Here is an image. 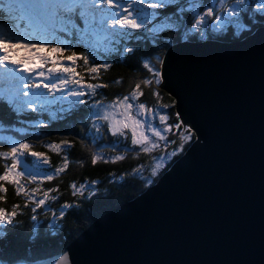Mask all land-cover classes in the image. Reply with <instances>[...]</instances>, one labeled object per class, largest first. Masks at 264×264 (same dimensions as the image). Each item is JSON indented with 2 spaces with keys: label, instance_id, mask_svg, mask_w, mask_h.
<instances>
[{
  "label": "water",
  "instance_id": "1",
  "mask_svg": "<svg viewBox=\"0 0 264 264\" xmlns=\"http://www.w3.org/2000/svg\"><path fill=\"white\" fill-rule=\"evenodd\" d=\"M161 71L195 141L65 249L75 264H264V30L177 43Z\"/></svg>",
  "mask_w": 264,
  "mask_h": 264
},
{
  "label": "snow or ice",
  "instance_id": "2",
  "mask_svg": "<svg viewBox=\"0 0 264 264\" xmlns=\"http://www.w3.org/2000/svg\"><path fill=\"white\" fill-rule=\"evenodd\" d=\"M168 5L176 7L171 12L165 11ZM0 11L5 13L7 20L14 22L7 28L0 23V76L6 84L2 94L7 104L14 106L17 111L28 107L35 112L36 104L44 108L46 104L57 102L55 97L51 101L46 97L42 98V94L37 93L36 89H44L49 95L59 92L62 98L66 93L74 104L88 106V100L84 98L97 95V90L106 88L107 85L86 82L76 71L77 61L83 62L89 81L99 80L100 70L107 71L111 67L107 61L97 62L95 53L101 46L106 48L111 44H120L124 52L135 55L138 49L129 46V41L145 39L155 45L156 36L144 34L157 33L160 26L175 27L180 30L188 23L185 15L187 9L183 0H0ZM193 12H195L194 7ZM20 21H24L25 28H21ZM257 23L264 30V0H235V3L229 6H225L221 0L219 10L205 6L202 13L195 12L190 30L199 31L203 35L209 26L213 30L221 26H234L238 30L248 26V30L251 31ZM148 25L152 27H147ZM27 28H31V31H27ZM141 30L144 34H137ZM77 47H82L83 50L78 53L74 50ZM21 52L24 55H19ZM65 52L70 54L65 55ZM156 63H161L159 58ZM143 68L151 78H144L135 83L130 94L122 98H115L107 104L101 100L95 101L91 105L94 111L89 120L97 134L102 132L104 125L106 132L113 137L124 136L127 130L131 133V144L148 154L155 150L158 144L153 142L146 132L157 141L167 142L163 133H169L170 127L166 124L169 118L167 115L154 112L142 102H136L143 94L142 85L152 88L162 83L161 71L150 60L143 63ZM17 73L25 75L17 76ZM33 74L36 82L32 81ZM21 85L23 89L32 91H23ZM30 96L34 99H23ZM152 96L159 99L157 91H153ZM175 103L173 101V104ZM160 107L167 106L160 105ZM4 115L5 113H0V118ZM156 116L159 124L163 126L162 129L154 127L151 122V118ZM174 127L179 129L180 125ZM179 135L181 144L170 153L171 156H175L183 149L184 142L192 135V128H186ZM81 146H84L83 143ZM44 147L52 153L59 154L70 149L72 144L69 140L63 139L59 143H49ZM26 157L32 158L30 166L25 160ZM101 159L98 153H92L91 165L95 166ZM123 159V155H114L111 157V162L115 163ZM0 160L10 161L4 164V171L0 173V182L13 185L16 195H25L24 207H27L29 202L33 205L31 220L36 221L37 210L46 208L48 206L46 201L49 199L55 200L56 197H50L49 193L58 189L43 191V198L37 200L34 193L40 189H32L29 192L21 180L23 178L29 184L51 182L67 170L69 165L67 156L62 158V164L55 167L53 172L39 173L35 170L41 164L50 165L49 157L45 153L33 151L32 145L28 142H14L7 151H0ZM102 162L107 164L109 160L103 159ZM161 166L162 161L154 164L151 175L156 176ZM137 171L140 169H133V172ZM92 184L95 185L96 181L93 180ZM70 188L73 196L83 195L85 191L84 184L77 187L72 183ZM5 193L4 183H0V201L4 200ZM19 207L13 205L12 211L0 208V240L7 236V232L3 231L4 226L12 225L14 218L20 214L17 212ZM71 207L73 205L63 203L58 218L63 220L64 210ZM35 238L33 236L30 239L35 240ZM42 258L37 257L30 264H37ZM49 258L53 259L55 264H75L71 253L59 247L56 248L55 256ZM0 264L7 262L0 261Z\"/></svg>",
  "mask_w": 264,
  "mask_h": 264
},
{
  "label": "trees",
  "instance_id": "3",
  "mask_svg": "<svg viewBox=\"0 0 264 264\" xmlns=\"http://www.w3.org/2000/svg\"><path fill=\"white\" fill-rule=\"evenodd\" d=\"M223 2L225 6H229L233 5L235 0H223ZM183 4L185 9H187L185 15L188 18V23L180 30L175 27L160 26V30L154 34H144L143 30L137 33L155 35L157 38L155 45L150 40L145 39L129 41V46L138 49L135 55L124 52L120 44H111L106 48L101 46L95 53L97 62L103 63L107 61L111 67L107 71L100 70L99 80L89 81L83 62L77 61L76 71L80 76H83L86 82L104 83L107 87L98 89V94L93 97H85L84 99L88 100V106L71 103L69 106H65L70 108L66 111H61L60 117L56 118L53 123L49 124L45 121H40L39 124L36 123L35 129L26 133L23 141L30 143L33 151L45 153L50 159V165L41 164L35 171L39 173L53 172L55 167L62 164V158L65 155L69 160V165L65 172L55 177L51 182L29 184L22 178L21 183L26 186L29 192L32 189H40L34 193L37 200L43 198V191L52 188L58 189L49 193L50 197H56V199H49L46 201L48 205L46 208L37 210L36 221L31 220L33 215L31 208L33 205L29 202L28 206L24 207L25 195H16L13 185L0 182L4 183L6 188L5 198L0 201V208L12 211L13 205L20 206L17 209L20 214L14 218L13 224L3 228V231L7 232V236L0 240L1 260L10 264L18 260L32 262L37 257H43L39 260L41 261L55 256L57 247L65 249L68 244L102 215L135 199L148 188L155 185L163 174L193 144L196 135L192 131L190 139L184 142L183 149L178 151L175 156L170 155L181 144L179 133L188 127H185L180 120L175 108L176 105L173 104L175 100L160 85L152 88L142 85L141 91L143 94L136 101L137 103H144L146 107H151L154 112H159L169 117L166 124L170 127V131L169 133H163L167 142L157 141L149 133V138L156 142L158 147L148 154L143 153L139 147L131 144V133L127 130L124 136L113 137L106 132V125H104L102 132L97 134L95 129L91 127L89 120L91 113L94 111L91 105L95 101L101 100L107 104L115 98H122L130 94L135 83L144 78H151L147 70L143 68V63L146 60H150L156 68L161 70L163 57L173 44L182 41L202 42L205 40L232 43L244 40L260 27L259 23H257L249 31L248 26L239 30L234 26H221L213 30L209 26L204 31V34L201 35L199 31L193 32L190 30L192 17L195 12L202 13L205 6H211L219 10L221 0H183ZM175 7V5H168L165 11L171 12ZM193 7L195 12H193ZM2 13L0 11V14ZM249 15L251 18V14ZM173 20H175V17H173ZM19 23L25 27L24 21ZM147 27H152V25ZM28 31H31V28H28ZM74 50L79 53L83 49L82 47H77ZM68 54L70 52H65V55ZM157 58H159L161 63H156ZM116 81H119V83ZM153 91L159 93V99L152 96ZM160 105L167 107H160ZM10 107L12 105H8L1 94L0 113H5L3 118H0V129L2 130L8 124L10 125V119L14 115H18ZM58 109L56 108V110ZM30 112L35 113L33 111ZM40 113L38 112L37 115ZM151 122L154 127L162 129L163 126L159 124L158 116L151 118ZM177 124L180 125L179 129L174 127ZM17 127H19L17 134L20 135L19 132L23 131L22 126ZM63 139L69 140L72 147L66 151H61L59 154L52 153L44 147V145L49 143H59ZM82 143L83 147L81 146ZM8 147H10L8 141H5L0 134V151H7ZM92 153H98L102 158L95 166L91 165L90 157ZM114 155H123L124 159L112 163L111 157ZM103 159H108L109 163H103ZM25 160L30 166L32 158L26 157ZM161 161L162 166L157 170V175L152 176L153 165ZM5 163H10V161L0 160V173H3ZM134 168L140 169V171L133 172ZM93 180L96 181L95 185L92 184ZM72 183H75L77 187L80 184L85 185L83 195H72L70 188ZM65 202L73 205V207L64 210L65 218L60 220L58 218L59 212L61 205ZM33 236L36 237L35 240L30 239Z\"/></svg>",
  "mask_w": 264,
  "mask_h": 264
},
{
  "label": "rangeland",
  "instance_id": "4",
  "mask_svg": "<svg viewBox=\"0 0 264 264\" xmlns=\"http://www.w3.org/2000/svg\"><path fill=\"white\" fill-rule=\"evenodd\" d=\"M0 23H3L5 25V28H7L14 22L7 20L5 13H2V14H0ZM20 26H21V28H25L21 24H20ZM26 30L28 31V28ZM173 45H175V44H173ZM19 55H24V53L21 52V53H19ZM23 75H25V74L17 73V76H23ZM32 81L36 82L34 74L32 77ZM161 81H162V71H161ZM45 82H47V81H45ZM0 84L2 85L0 87V95H1L3 93V90L6 87L5 81L3 80L2 76H0ZM160 87H161V85H160ZM21 88H22V85H21ZM22 90L23 91H29V92L32 91L30 89H23V88H22ZM163 90L166 91L165 89H163ZM35 91L37 93H41L42 98L46 97L49 101L53 100V97H55L57 102L52 103V104H46L44 106V108H41L39 104H36L35 113L30 112L32 110L28 107H23L19 111H17L14 106L10 107L11 109L12 108L14 109L15 113H17L18 115H22V116L14 115V117L10 119V125L8 124V126H6V128L4 130L0 129L1 137L3 139H5V141H8L10 146L14 142H25L23 140L26 136V133L27 132L29 133L30 130L35 129V127L37 126L36 123L39 124L40 121H45L49 124L53 123L56 118L60 117L61 111H66L70 108V107H65V106H69L71 103H73L72 98L67 97L66 93L64 94V97L62 98L61 93H59V92L54 93L53 95H49L46 92V90H44V89H36ZM23 99H34V97L30 96V97H25ZM175 105H176V103H175ZM56 108H59V109L56 110ZM175 108H176V106H175ZM38 112H41V113L39 115H37ZM22 113H24V114H22ZM17 126H22L23 131L19 132L20 135L17 134L18 133L17 130L19 128ZM146 134L149 135V133H146Z\"/></svg>",
  "mask_w": 264,
  "mask_h": 264
}]
</instances>
